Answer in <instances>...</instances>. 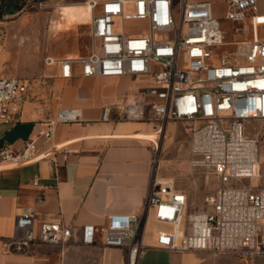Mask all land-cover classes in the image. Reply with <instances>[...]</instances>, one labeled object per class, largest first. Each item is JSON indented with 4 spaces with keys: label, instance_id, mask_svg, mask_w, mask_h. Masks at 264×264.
Here are the masks:
<instances>
[{
    "label": "built area",
    "instance_id": "1",
    "mask_svg": "<svg viewBox=\"0 0 264 264\" xmlns=\"http://www.w3.org/2000/svg\"><path fill=\"white\" fill-rule=\"evenodd\" d=\"M86 2L92 12L87 52L45 55L44 66L57 68L55 77L61 79L129 78L130 92L105 104L100 120L153 122L158 133L170 120L189 123V165L211 170L217 186L189 209L188 191L171 177L155 175L139 213L112 212L97 228L83 226V242H93L97 233L103 245L126 249V264H136L150 217L161 226L154 248L247 259L264 255V187L251 186L258 138L244 125L264 122V10L259 8L264 0H226L227 28L213 18L208 0ZM126 23L137 28L127 29ZM29 91L27 80L0 76V124L18 119ZM80 118V108H60L39 134L49 138L56 122ZM35 141L29 138L19 150L0 147V166L39 159ZM70 235L60 222L35 229L27 210L15 216L14 233L2 251H21L34 242L62 244Z\"/></svg>",
    "mask_w": 264,
    "mask_h": 264
},
{
    "label": "crops",
    "instance_id": "2",
    "mask_svg": "<svg viewBox=\"0 0 264 264\" xmlns=\"http://www.w3.org/2000/svg\"><path fill=\"white\" fill-rule=\"evenodd\" d=\"M0 26V76L30 82L18 119L0 124V147L19 150L32 137L40 156L21 166H0V264H126L125 248L103 245L97 233L93 242L85 243L82 228L105 224L112 212L141 211L152 178L163 176L158 172L160 137L175 121H168L159 133L153 122L101 121V108L130 92L129 78L55 77L57 68L44 66L43 57L81 54L76 38L67 51L59 53L43 46L35 21L27 16L0 22ZM17 46L12 62H7V53ZM68 107L80 108V120L56 122L49 138L39 134L46 121ZM27 210L33 214L35 229L43 222L70 227L68 240L34 242L21 251L3 252V241L14 233L15 216ZM159 228L152 219L144 228L145 247L136 264H264V255L247 259L234 253L154 248Z\"/></svg>",
    "mask_w": 264,
    "mask_h": 264
},
{
    "label": "rangeland",
    "instance_id": "3",
    "mask_svg": "<svg viewBox=\"0 0 264 264\" xmlns=\"http://www.w3.org/2000/svg\"><path fill=\"white\" fill-rule=\"evenodd\" d=\"M86 0H1L0 22L18 20L27 16L35 21L36 34L42 40L43 46L52 51L64 53L71 46L74 38L75 45L81 50V54L87 52L89 44V22L90 12L84 6ZM204 1V0H188ZM211 1L212 16L217 19L225 28L229 26L225 14L227 10L226 0ZM260 11L264 5L260 3ZM78 25V26H77ZM76 26V27H75ZM127 29H135L132 23L125 24ZM3 28L0 26V33ZM18 46L7 53V62H10L11 54L18 50ZM12 62V61H11ZM7 65V63H5ZM18 77V76H17ZM118 90L122 86L117 87ZM164 129L157 149V157L160 160L158 172L167 177L173 178L179 189L188 191L189 209L200 205L202 195L212 191L217 186L215 174L207 168H193L189 165L188 144L186 135H189L190 124L175 121ZM245 132L255 135L258 138V168L251 180V186L264 187V122L259 120H246ZM166 133V134H165ZM170 140L168 141V138ZM171 143L170 146H163V143ZM169 145V144H168ZM245 184L249 181L243 180ZM150 223V222H149Z\"/></svg>",
    "mask_w": 264,
    "mask_h": 264
},
{
    "label": "bare ground",
    "instance_id": "4",
    "mask_svg": "<svg viewBox=\"0 0 264 264\" xmlns=\"http://www.w3.org/2000/svg\"><path fill=\"white\" fill-rule=\"evenodd\" d=\"M84 6L89 10V12H90V20H91L92 12H91V9H90V7L88 6V4H87L86 1H85V3H84ZM150 220H151V218L149 217V218L147 219L146 225L150 222ZM146 225H145V227H146Z\"/></svg>",
    "mask_w": 264,
    "mask_h": 264
}]
</instances>
